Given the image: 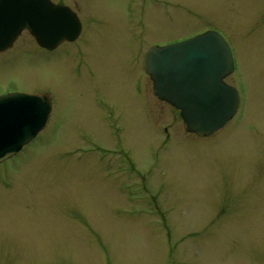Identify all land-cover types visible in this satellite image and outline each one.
Returning <instances> with one entry per match:
<instances>
[{"label": "rangeland", "instance_id": "rangeland-1", "mask_svg": "<svg viewBox=\"0 0 264 264\" xmlns=\"http://www.w3.org/2000/svg\"><path fill=\"white\" fill-rule=\"evenodd\" d=\"M82 31H23L0 93L48 95L46 126L0 163V264H264V0H52ZM219 32L238 110L208 138L152 93L150 46Z\"/></svg>", "mask_w": 264, "mask_h": 264}, {"label": "water", "instance_id": "water-1", "mask_svg": "<svg viewBox=\"0 0 264 264\" xmlns=\"http://www.w3.org/2000/svg\"><path fill=\"white\" fill-rule=\"evenodd\" d=\"M27 29L40 47L52 50L74 41L81 30L74 12L49 0H0V52ZM153 94L179 110L189 133L207 137L236 113L238 92L224 79L234 62L226 40L216 31L145 54ZM50 113L46 97L18 92L0 95V162L16 154L43 129Z\"/></svg>", "mask_w": 264, "mask_h": 264}, {"label": "flooded vegetation", "instance_id": "flooded-vegetation-1", "mask_svg": "<svg viewBox=\"0 0 264 264\" xmlns=\"http://www.w3.org/2000/svg\"><path fill=\"white\" fill-rule=\"evenodd\" d=\"M56 4H57V3H56ZM58 4H61V3L58 2ZM59 47H60V46H59ZM59 47H58V48H59ZM58 48H57V49H58ZM57 49H55L54 51H56ZM7 51H9V50H7ZM5 52H6V51H5ZM52 52H53V51H52ZM3 53H4V52H2V53H0V54H3ZM9 91H16V90H7V92H9ZM21 92H22V91H21ZM41 96H44V95H41ZM23 149H24V147L21 149V151H22ZM21 151H19V153H20ZM19 153H17V154H19Z\"/></svg>", "mask_w": 264, "mask_h": 264}]
</instances>
